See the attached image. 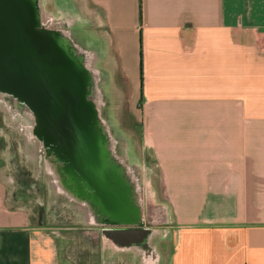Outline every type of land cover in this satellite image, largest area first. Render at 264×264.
<instances>
[{"label": "crops", "instance_id": "crops-1", "mask_svg": "<svg viewBox=\"0 0 264 264\" xmlns=\"http://www.w3.org/2000/svg\"><path fill=\"white\" fill-rule=\"evenodd\" d=\"M40 5L111 73L99 86L116 107L136 91L134 140L121 142L143 152L168 204L142 255L103 250L102 264H264V0ZM2 184L0 264H64L60 241L3 205Z\"/></svg>", "mask_w": 264, "mask_h": 264}, {"label": "water", "instance_id": "water-1", "mask_svg": "<svg viewBox=\"0 0 264 264\" xmlns=\"http://www.w3.org/2000/svg\"><path fill=\"white\" fill-rule=\"evenodd\" d=\"M92 59L40 0H0V96L26 116L58 190L118 246L147 247L153 232L114 154Z\"/></svg>", "mask_w": 264, "mask_h": 264}, {"label": "rangeland", "instance_id": "rangeland-1", "mask_svg": "<svg viewBox=\"0 0 264 264\" xmlns=\"http://www.w3.org/2000/svg\"><path fill=\"white\" fill-rule=\"evenodd\" d=\"M96 74L99 85L102 81L108 83L111 79V73ZM103 90L108 97L101 90V115L116 143L114 154L129 167L133 197L140 208L143 227L152 232H165L164 228L169 224V209L162 192L163 185L151 183L152 169L146 166L143 152L133 150V142L128 145L121 142L132 135L129 128H134L137 124V93L132 89V92L127 90L129 100L125 102L122 99L121 105L116 107L113 99H110L111 91L114 94L113 90L109 85ZM3 106L4 108L0 107V180L4 187L3 205L13 211L25 212L32 225L40 227L41 232H45L52 240L60 241L57 246L64 264H102L103 226L89 217L87 221L78 218L75 214L77 210L73 207L77 203L70 201L55 186L42 149L28 134L26 116L20 114L11 103H3ZM131 139L134 140V135L129 137ZM50 183L54 184L58 199L53 194L51 196L48 188ZM64 209L66 212L63 213ZM114 250L120 253L115 247Z\"/></svg>", "mask_w": 264, "mask_h": 264}, {"label": "bare ground", "instance_id": "bare-ground-1", "mask_svg": "<svg viewBox=\"0 0 264 264\" xmlns=\"http://www.w3.org/2000/svg\"><path fill=\"white\" fill-rule=\"evenodd\" d=\"M5 99L3 97L0 96V107H3V103H5L4 101ZM49 183V182H48ZM49 185V184H48ZM54 184L50 183V185L48 186L49 188V192L54 195V198L58 199V192L54 190ZM70 203V202H69ZM69 203H67L69 205ZM75 205V204H74ZM78 205V204H77ZM76 205V206H77ZM73 206V205H72ZM73 206L75 210H77V212L75 211V214L78 216V218L83 219L82 221H87L88 220V212L87 210L83 209L81 206ZM80 209V210H79ZM81 211V212H80ZM66 212V209H64L63 213ZM162 233V232H161ZM160 235V232H156L153 231V233H151L149 239H148V243H154L158 240V236ZM104 239V250L107 251H112L113 247H115L117 250H122V251H127V250H132L135 252V255H142L143 251L142 249L138 248L141 246H135V245H131V246H118L112 239V237L110 238L109 236H107L106 234H104L103 236ZM109 245L111 246V249L109 247ZM148 245V244H147ZM108 255V254H107Z\"/></svg>", "mask_w": 264, "mask_h": 264}, {"label": "flooded vegetation", "instance_id": "flooded-vegetation-1", "mask_svg": "<svg viewBox=\"0 0 264 264\" xmlns=\"http://www.w3.org/2000/svg\"><path fill=\"white\" fill-rule=\"evenodd\" d=\"M64 27V26H63Z\"/></svg>", "mask_w": 264, "mask_h": 264}]
</instances>
